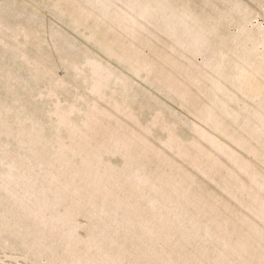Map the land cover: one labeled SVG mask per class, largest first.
Instances as JSON below:
<instances>
[{
	"label": "rangeland",
	"instance_id": "1",
	"mask_svg": "<svg viewBox=\"0 0 264 264\" xmlns=\"http://www.w3.org/2000/svg\"><path fill=\"white\" fill-rule=\"evenodd\" d=\"M0 264H264V0H0Z\"/></svg>",
	"mask_w": 264,
	"mask_h": 264
},
{
	"label": "bare ground",
	"instance_id": "2",
	"mask_svg": "<svg viewBox=\"0 0 264 264\" xmlns=\"http://www.w3.org/2000/svg\"><path fill=\"white\" fill-rule=\"evenodd\" d=\"M131 20V19H130ZM23 176H24V174H23ZM144 176V175H143ZM146 178V177H145ZM144 180V179H143ZM11 188V187H10ZM23 200V199H22ZM18 203V202H17Z\"/></svg>",
	"mask_w": 264,
	"mask_h": 264
}]
</instances>
